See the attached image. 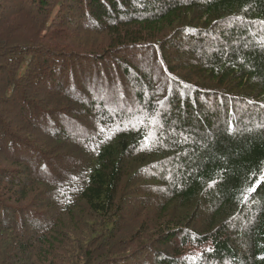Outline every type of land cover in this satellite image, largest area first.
<instances>
[{"label": "trees", "instance_id": "1", "mask_svg": "<svg viewBox=\"0 0 264 264\" xmlns=\"http://www.w3.org/2000/svg\"><path fill=\"white\" fill-rule=\"evenodd\" d=\"M34 1L32 35L0 20V264H264V0ZM85 61L130 103L79 91Z\"/></svg>", "mask_w": 264, "mask_h": 264}, {"label": "rangeland", "instance_id": "2", "mask_svg": "<svg viewBox=\"0 0 264 264\" xmlns=\"http://www.w3.org/2000/svg\"><path fill=\"white\" fill-rule=\"evenodd\" d=\"M0 2L5 3L4 8L0 7V20L1 19L5 20V21L3 20V22H5V23H4V26L1 27V29L4 31L5 34L6 33H10V34L13 33V35H17V36H21V37H27L29 35H32L33 32L35 30H37L35 28L36 26L33 23H37V21H39L40 17H42L43 15L39 12L37 4L34 0H0ZM68 32L72 34L73 31L68 30ZM79 39H81V37L78 39L77 38L73 39L71 37L70 38L71 41L68 42L70 47L73 48V47L79 46L80 47L79 50H82L81 43L79 42ZM14 42L15 41L10 42V40H9L2 47L6 46V47L13 48L12 44H14ZM20 44H23L22 39H21ZM104 44L105 43H102L101 45H104ZM13 55L16 56L15 53ZM91 63H89V61H85L83 63L84 67H85L84 69L86 70V72H83L82 76L80 75L81 69L79 68V65L77 66L74 63L72 65V67L76 69L77 78L74 77L75 78L74 81H76V84L78 85L79 91L84 89V88L85 89L88 88L90 90V96L100 100V98H101L100 96L102 95L100 93V87H103L104 93H103L102 97L106 101H109L110 99H112V95H115V98H117V99H119L120 97H124L125 102H127L129 104L130 103V100H129L130 86L126 82H124V81H123L124 83L122 82V78L117 74V72H115V70L112 69V70L108 71L105 68L106 66L103 64H102V67L94 68L91 66ZM77 67H78L79 71H77ZM15 73H17V72H15ZM2 77H3V74H0V82L2 81ZM71 77H72V75H71ZM68 80L69 79H66V81L64 80L65 82H64L63 86H65L66 83L69 82ZM121 83L123 85H121ZM124 89L126 90V93L123 92ZM75 91H77V90H75ZM72 94L75 95V97L78 99L81 98V96L77 95V93L75 94L72 92ZM5 109H7V106ZM51 118H53L55 123L53 121H51L52 120ZM51 118H50V116H47V115H45V117L39 118L38 123L41 124L43 122L42 128L40 129V131L42 133H44L43 131L48 126H51L52 130L59 129L61 122L64 121V118H56L55 116H52ZM88 118L89 119L86 120L85 122L74 121L73 119H71L70 122H68L66 124L69 127H73V128L76 127V132L74 133L75 138H71V139L77 140L79 137L80 138H88L90 136V131H91V129L94 130V125H93L92 118L91 117H88ZM68 119H70V118H68ZM66 128L68 129L67 132H69V128L68 127H66ZM79 128H81L82 130H79ZM35 136L38 137L37 138L38 141H40L41 138L46 139V137H44L43 134H37ZM39 138H40V140H39ZM62 148H63V153H64L63 158L67 159L70 163L69 158L70 157L72 158V156L74 157V152L71 151L72 148L68 144H63ZM16 149H17V152H16L17 154L21 153L24 155V153L21 152V150L18 147ZM70 152H72V153H70ZM36 155H37V153H36ZM25 156H27L28 159H31V155L26 151H25ZM48 156H50L51 158H49V160L47 161L48 162V168L47 169L50 172H54L53 167L56 165H59L60 160H64V159H62L59 155L49 154ZM43 160H44V158L39 159V161H41V162ZM32 161H33L32 162L33 164L38 165L36 162H34V157H32ZM32 163L29 164L30 170H32L31 167H33ZM69 166H70V164H69ZM187 252H189V251H187ZM184 257L186 258V261H189L190 263L193 264L194 262L198 261V258L201 257V251H199L197 249L196 250H190V253L185 255ZM151 261H154V257L152 255L141 252L137 258L130 261V264H147Z\"/></svg>", "mask_w": 264, "mask_h": 264}, {"label": "snow or ice", "instance_id": "3", "mask_svg": "<svg viewBox=\"0 0 264 264\" xmlns=\"http://www.w3.org/2000/svg\"><path fill=\"white\" fill-rule=\"evenodd\" d=\"M249 191H252V189H249Z\"/></svg>", "mask_w": 264, "mask_h": 264}]
</instances>
